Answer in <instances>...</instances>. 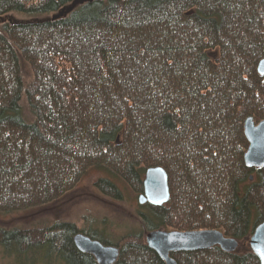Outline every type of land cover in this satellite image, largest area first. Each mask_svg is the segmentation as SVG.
Returning <instances> with one entry per match:
<instances>
[{"label":"trees","instance_id":"trees-1","mask_svg":"<svg viewBox=\"0 0 264 264\" xmlns=\"http://www.w3.org/2000/svg\"><path fill=\"white\" fill-rule=\"evenodd\" d=\"M81 1L0 0V214L62 200L94 168L141 194L161 167L171 199L117 243L64 222L0 229V247L18 264H98L74 244L83 234L118 248L115 264H166L146 234L220 230L237 253L172 258L261 264L264 166L246 165L244 125L264 121V0ZM113 179L94 187L122 201Z\"/></svg>","mask_w":264,"mask_h":264},{"label":"rangeland","instance_id":"rangeland-1","mask_svg":"<svg viewBox=\"0 0 264 264\" xmlns=\"http://www.w3.org/2000/svg\"><path fill=\"white\" fill-rule=\"evenodd\" d=\"M81 2L85 1L82 0ZM76 7L78 5H74V9ZM15 17L22 18L19 16ZM101 178L113 179L103 170L94 168L84 176V179L74 188L73 192L63 197L62 200L41 208L20 211L9 215L0 214V229H25L32 226L40 227L45 224L53 226L56 223L70 222L77 224L80 228L88 227L99 231L104 230L105 235L109 236V239L114 243H117L120 237L128 236L131 233H141L143 225L140 213L149 211L145 208L146 205H139V196L143 193L136 194L122 180L116 181L113 179L123 193V200L117 202L107 196L105 197L94 187L95 183ZM163 231L169 233L179 232L171 229H163ZM225 237L227 236L225 235ZM12 247V249H16L15 245ZM53 254V249L48 246L43 252V258L41 259L47 260L50 258L51 262H55ZM0 264H18V260L17 258H12V256L10 257L0 247Z\"/></svg>","mask_w":264,"mask_h":264},{"label":"water","instance_id":"water-1","mask_svg":"<svg viewBox=\"0 0 264 264\" xmlns=\"http://www.w3.org/2000/svg\"><path fill=\"white\" fill-rule=\"evenodd\" d=\"M257 71L264 77V60L259 64ZM244 127L245 137L249 142V150L245 156L246 165L252 169L262 168L264 166V121L257 125L250 118L246 120ZM251 181H253L252 177ZM143 186L144 192L139 196V205L162 208L169 203L171 196L168 174L163 168H149L145 173ZM146 241L150 249L156 251L159 258L166 264H178L172 258L174 253H195L214 247L222 248L227 254L239 251V242L234 238L225 237L219 230L184 233L154 231L146 235ZM74 244L81 253L92 255L98 264H115L121 254L118 248L106 247L83 234L75 236ZM250 247L260 263L264 264V222L255 230Z\"/></svg>","mask_w":264,"mask_h":264}]
</instances>
